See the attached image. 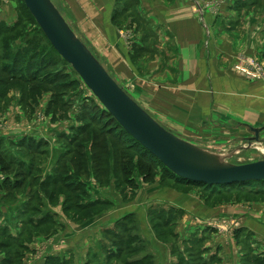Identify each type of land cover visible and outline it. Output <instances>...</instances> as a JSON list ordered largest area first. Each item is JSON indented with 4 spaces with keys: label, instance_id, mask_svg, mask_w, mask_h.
<instances>
[{
    "label": "rangeland",
    "instance_id": "rangeland-1",
    "mask_svg": "<svg viewBox=\"0 0 264 264\" xmlns=\"http://www.w3.org/2000/svg\"><path fill=\"white\" fill-rule=\"evenodd\" d=\"M49 1L132 100L142 103L150 96L154 90L151 76L168 66L173 52L163 34L155 32L140 15L142 0H112L108 4L112 8L105 21L109 27L104 24L105 31L109 28L105 33L108 39L103 32L89 33V0ZM154 1L166 6L171 3ZM205 1L210 6L207 10L236 12L228 25L237 20L250 26L255 18L248 19L245 13H257L264 19V0H242L252 5L238 10L234 3L222 8L229 0L219 9L214 7L217 0ZM23 6L21 0H0V204L9 206L0 210V231L6 225L20 229L11 241L0 237V264H43L64 241L58 235L69 228L61 223L81 227L109 211L122 212L124 224L118 220L114 228L115 237L121 239L120 253L144 249L138 211V217L149 216L147 223L159 241L170 245L175 254L178 249L172 243H178L181 251L194 258L192 262L264 264V184L207 186L174 177L175 181L172 176L169 179L160 163L121 134L117 136L118 130L105 117L102 106L51 50ZM92 22L94 26L95 19H89V25ZM241 62H253L252 69L264 73V63L257 56H244ZM10 76L31 81L9 80ZM203 129L173 132L227 165L264 160V134L255 142L244 128L213 133ZM41 184L45 190L39 189ZM88 203L92 204L79 207ZM37 215H47L49 224L31 228L33 222L28 219ZM183 238L190 241L188 245ZM74 245L78 253L80 247ZM91 251L79 253L85 252L88 264H98ZM79 257L78 264H84V258ZM179 262L185 264L182 258Z\"/></svg>",
    "mask_w": 264,
    "mask_h": 264
},
{
    "label": "crops",
    "instance_id": "crops-1",
    "mask_svg": "<svg viewBox=\"0 0 264 264\" xmlns=\"http://www.w3.org/2000/svg\"><path fill=\"white\" fill-rule=\"evenodd\" d=\"M89 1V33L103 32L106 35L109 28L105 31V26L107 28L109 25L105 21L111 12L112 8L108 4L112 0ZM169 1V6L154 0H142L138 5L140 15L155 32L163 34L173 55L168 60V66L158 69L151 76L154 90L150 96L145 97L146 100L142 99V103L133 101L163 129L179 138L183 136L173 130L205 128L207 132L213 133L222 129L241 128L249 132L248 129L251 128L258 129L259 134L263 135L264 83L245 78L233 66L240 63L244 56H257L264 63V19L260 20L257 13H251L254 14L253 17L245 13L248 19L255 18L249 23L250 26L242 25L237 20L228 25L227 21L234 18L235 11L207 10L210 6H207L205 0ZM236 1L238 0H229L221 7L224 8L228 3L231 7ZM222 2L225 1L217 0L214 7L219 9ZM257 18L262 26L258 25ZM89 19H95L94 26L93 22L89 25ZM138 88L137 85L135 89ZM146 104L148 108L145 107ZM156 203L157 201L151 204ZM0 206V210L4 206V209H9L8 205ZM121 213L106 212L81 227L61 223L69 229L59 233L58 236L62 235L64 241L56 246L54 257L62 264H78L81 256L85 260L84 264H88L89 258L84 253L92 250L93 256H97L98 264H179L181 258L186 260L187 256L179 249L178 243H172L178 249L175 254L170 245L159 241L160 238L151 233L147 223L149 216L144 214L138 217V211L139 237L145 239L144 241L140 237L144 249L129 255L117 253L110 242V233L115 232L118 220L124 224ZM36 218H39L38 215ZM12 227L6 225L11 236L18 231ZM75 227L78 228L73 229ZM96 232H100V235H96ZM182 240L187 242L186 245L190 242L185 238ZM74 244L85 252L76 253L77 246ZM60 252H65L64 256Z\"/></svg>",
    "mask_w": 264,
    "mask_h": 264
},
{
    "label": "water",
    "instance_id": "water-1",
    "mask_svg": "<svg viewBox=\"0 0 264 264\" xmlns=\"http://www.w3.org/2000/svg\"><path fill=\"white\" fill-rule=\"evenodd\" d=\"M58 56L66 62L119 127L176 177L205 185L264 181V160L232 166L169 133L105 72L49 0H21ZM257 142L258 129H248Z\"/></svg>",
    "mask_w": 264,
    "mask_h": 264
},
{
    "label": "trees",
    "instance_id": "trees-1",
    "mask_svg": "<svg viewBox=\"0 0 264 264\" xmlns=\"http://www.w3.org/2000/svg\"><path fill=\"white\" fill-rule=\"evenodd\" d=\"M252 5V3H247L246 1H242V0H238V1H236L235 3H234V8L235 9H239V8H245V7H247V6H251ZM24 7V6H23ZM127 9V8H126ZM125 9V10H126ZM25 10H26V8H25ZM124 10L121 8V12H123ZM26 12H27V14L30 16V14L28 13V11L26 10ZM135 15H136V13H135ZM30 18L33 20V18L30 16ZM138 18H139V20H141L140 19V17L137 15V20H138ZM33 22H34V20H33ZM141 22L143 23L144 21L143 20H141ZM34 24H35V22H34ZM144 24V23H143ZM36 25V24H35ZM37 26V25H36ZM38 28V27H37ZM38 30H39V28H38ZM40 31V30H39ZM40 33H41V31H40ZM41 35H42V37L44 38V40H45V42L49 45V47L51 48V50L55 53V54H57L53 49H52V47L50 46V44L48 43V41L45 39V37L43 36V34L41 33ZM138 44V43H137ZM138 47L137 48H139V49H144V46L143 47H141L142 46V44H141V46H139V45H137ZM263 56H264V50H263ZM30 55H32V54H30ZM58 55V54H57ZM33 58H35V56L33 57ZM61 59V58H60ZM62 60V59H61ZM10 60L8 59V61H5V62H9ZM63 61V60H62ZM64 62V61H63ZM65 63V62H64ZM6 64H9V63H3V65H6ZM2 65V66H3ZM9 80H14V81H20V82H30L31 80H29L28 78H26V79H24V78H20V77H18V78H14L13 76L11 77H9ZM102 110V112L105 114V117L106 118H109L114 124H115V126H116V128H117V130H118V135L117 136H119V134H121L122 136H124L126 139H128L129 141H131V142H133L141 151H143L145 154H147V157L148 158H152V159H155L156 161H157V159L156 158H154L152 155H150L145 149H143L136 141H134L129 135H127L120 127H119V125L114 121V119L104 110V109H101ZM120 132V133H119ZM158 162V161H157ZM159 163V162H158ZM18 165H21V164H18ZM165 170H166V172H167V174L169 175V179H170V176H172L173 178L172 179H174L175 181H176V179L175 178H177V179H181V178H178V177H176L174 174H172L171 172H169L166 168H164ZM175 177V178H174ZM181 180H184V179H181ZM184 181H186V180H184ZM186 182H188V181H186ZM190 182V181H189ZM191 183H196V182H191ZM247 184V183H255V184H259V185H261V184H264V181H247V182H241V183H231V184H226V185H232V184ZM196 184H201V183H196ZM203 185H205V184H203ZM249 185V184H248ZM207 186H209V185H207ZM220 186H224V185H220ZM45 186H42V184L39 186V189H42V190H45V188H44ZM75 190V189H74ZM32 196H33V193H30L29 194V197H30V199L32 198ZM92 203H88V204H85V205H79V207H81V208H84L85 206H89V205H91ZM36 214V213H35ZM36 216V215H35ZM28 222L31 224V222H33V225H30V227L31 228H37L38 226L40 227V226H42V225H44V224H49L48 223V218H47V215H44V216H40L39 218H36L35 219V217L33 216V218L32 217H30L29 219H28ZM51 222H54L53 220L51 221ZM50 222V223H51ZM19 231H20V229H18ZM114 234V236H112L111 238L113 239L112 240V245L115 247V249H116V252L117 253H120V242H121V239L120 240H118L116 237H115V234L116 233H113ZM0 237H2V238H4L6 241H11L12 240V236L9 234V231H8V229H6V227H1V231H0ZM186 254V256H187V258H186V260H184V263L185 264H201L198 260H194V262H192V259H194V258H191V257H189V255L188 254H190V253H185ZM111 255H113V253H111ZM183 260V259H182ZM178 263L179 264H181V262H179L178 261ZM43 264H62L60 261H58V259L56 258V257H47L45 260H44V262H43Z\"/></svg>",
    "mask_w": 264,
    "mask_h": 264
},
{
    "label": "built area",
    "instance_id": "built-area-1",
    "mask_svg": "<svg viewBox=\"0 0 264 264\" xmlns=\"http://www.w3.org/2000/svg\"><path fill=\"white\" fill-rule=\"evenodd\" d=\"M259 61V60H258ZM252 64H254L252 62ZM252 64L251 63H238L234 65V70H236L238 73L243 75L245 78L252 80V81H260L262 78L261 76L264 77V73H258L252 69ZM256 65V64H255ZM258 68V66H257ZM259 69V68H258ZM261 71V70H260Z\"/></svg>",
    "mask_w": 264,
    "mask_h": 264
}]
</instances>
